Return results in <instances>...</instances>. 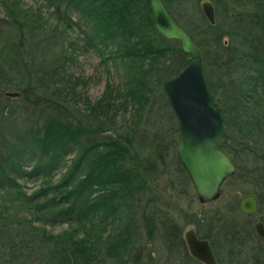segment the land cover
<instances>
[{
    "label": "trees",
    "instance_id": "obj_1",
    "mask_svg": "<svg viewBox=\"0 0 264 264\" xmlns=\"http://www.w3.org/2000/svg\"><path fill=\"white\" fill-rule=\"evenodd\" d=\"M162 1L172 11L174 0ZM47 3L56 11L69 7L78 11L79 19L88 27V36L104 62L116 58L131 61L125 68L124 91L114 94L111 87L107 90L114 96L120 94L125 103L134 101L140 110L149 99L147 92L151 86L177 74L191 59L179 45L174 48L157 43L155 34L163 41L170 40L155 28L145 0H47ZM243 7L238 12L225 8L221 21L207 23L204 29L184 23L183 26L200 46L209 87L218 104L224 106L225 133L221 149L235 164V173L227 179L246 183L247 188L242 192L257 197L259 210L263 197L255 188L254 178L264 177V147L253 140L252 133L257 129L264 136V0H244ZM8 15L18 24L13 8H9ZM174 41L179 44L178 40ZM8 54L0 52V85L22 87L21 95L25 96L23 100L12 99L17 104L11 109L32 106L42 114L39 117L26 114L28 117L19 120L7 109L8 105L4 107L9 111L4 116L5 121L16 131L13 146L8 148L6 142L0 146L3 149L0 150V208L9 210L25 206L32 209L28 214L33 219L51 225L68 223L73 228L68 231L70 234L84 230L79 240L72 241L69 237V242L63 243L57 239L52 252L56 264L91 263L97 258L93 245L97 240L103 244L106 256L123 259L131 253L138 236L134 225L140 202L144 203L139 214L145 225L150 231V225L161 228L167 248L179 247L177 242L185 246L177 223L171 219L165 226V216L155 211L157 206L154 205L161 194L152 190L146 194L144 189L152 180L154 164L142 166L143 153L130 141L139 125L134 123L130 132L100 135L101 125L86 124L81 119L75 121L78 114L62 101L50 98L43 90L33 91V86L24 84L25 80L17 78L9 82L10 72L15 67L19 73L26 59L21 50ZM170 57L175 59L169 62ZM44 77L47 81L53 80L49 74L37 79L40 81ZM33 92L36 96L31 97L29 94ZM60 94L61 90L58 98ZM106 103L109 101L102 98L91 108ZM153 143L155 147L147 155L156 160L155 151L160 142ZM70 154L72 156L68 157ZM26 161L30 163L28 167L22 165ZM249 164L257 168L248 170ZM22 178L41 180L42 185L33 193H26L19 187ZM11 193L20 199L16 206H11ZM142 193L146 195L142 197ZM149 206L152 210H148ZM111 224H116L114 232L105 238L103 232ZM236 234L239 231L232 233L230 242L240 245L242 240L238 242ZM254 255H264V248L257 247ZM189 258L196 260L191 255Z\"/></svg>",
    "mask_w": 264,
    "mask_h": 264
},
{
    "label": "rangeland",
    "instance_id": "obj_2",
    "mask_svg": "<svg viewBox=\"0 0 264 264\" xmlns=\"http://www.w3.org/2000/svg\"><path fill=\"white\" fill-rule=\"evenodd\" d=\"M203 1L213 4L215 22L221 21L225 8L230 12L242 11L244 8V0H174L172 11L167 10L174 19L178 18L179 21L175 20L179 24H189L200 30L209 23L201 9ZM9 8H13L15 15L17 14L18 24L9 17ZM54 9L55 7L48 4L47 0H0V52L8 54L12 50V53L8 54L12 55L13 52L21 50L26 59V63L20 65L19 73L16 72L15 67L10 72L12 79L9 82H15L17 78L20 81L25 80L24 84L29 83L33 86V91L39 93L43 90L50 98L62 101L70 110L78 114L75 121L81 119L86 124L101 125L103 129L99 134L102 136L130 132L134 123L138 124L139 128L130 141L143 153L142 166L154 164L152 180L144 189L146 194L151 192L148 190L161 194V199L154 205V207L157 206L155 211L161 212V215L166 217H163L165 226L171 219L177 223L185 243L184 246L181 242H177L175 244L179 247L167 248L162 239L161 228L150 225L152 227L150 231L145 225L142 214H139V211L143 210L140 208L144 203L140 202L137 208V223L134 225L138 236L131 253L126 254L123 259L106 256L103 244L97 240L93 244L97 258H94L92 262L97 264H202L189 258L184 233L191 228L199 237L209 239L217 264H264V255H254L257 247L264 248V238H260L254 230V223L264 220V177L254 178L255 188L263 197L261 209L254 214L240 210L239 201L248 194L242 192L247 188V184L241 180H225L218 199L200 203L176 154L179 131L176 117L163 92L165 79L162 83L156 82L151 86L147 92L148 96L150 95L149 99L142 110L135 105L134 101L127 100L125 103L120 94L119 96L110 94L112 90L114 94L124 91L125 68L131 64V61L116 58L104 62L88 36V27L79 19L78 11L74 7L60 11ZM155 39L160 45H172L174 48L179 45L174 41L175 39L163 41L158 34H155ZM113 48L114 46L111 49ZM174 59L170 57L168 61L171 62ZM47 74L53 80L47 81L44 77L38 81L37 78ZM109 87L112 88L111 91L107 90ZM59 90L61 94L58 98ZM6 92H19V96H7ZM35 92H33L35 95L31 93L29 95L34 97ZM21 93L22 87L5 88L0 85V127L2 129L0 146L6 142L9 148L13 146L15 140L16 129L11 125L8 127L9 122H6L4 118L9 111L19 120L28 117L26 114L33 117H39L42 114L32 106L26 109L18 106V111L11 109L17 104L12 99L23 100L25 97ZM225 94L230 95L228 92ZM41 98L44 99L42 96ZM102 98L108 100L110 105L106 103L92 110L91 106ZM21 100H18V103ZM5 105H8L9 111L4 108ZM220 106L224 108L222 104ZM2 111H4L3 114ZM252 136L258 145L264 147V136L259 130L255 129ZM101 140L106 141V138ZM153 141L160 142L159 149L156 147L155 151L156 160L152 155H147V152L155 147ZM0 150L3 149L0 148ZM71 156L72 154L68 157ZM129 163L130 160L127 161V164ZM29 164L26 161L22 165L28 167ZM259 164L260 159L257 165ZM255 168L257 166L250 164L248 166V170ZM19 183L21 190L26 193H33L42 185L41 180L23 178L19 180ZM16 195L13 193L9 195L13 201L11 206H16L20 201ZM139 195L141 197V194ZM145 195L142 193V197ZM151 207L149 206L148 210H152ZM14 208L9 210L0 208V264H56L52 252L57 239L67 243L69 237H72V241L83 238L84 230L73 232V234L68 233L73 230L68 223L46 224L41 219H33L32 215L28 214L30 210L32 212V209L25 206ZM155 224L159 225V223ZM115 227L116 224L108 226L103 236L107 238L114 232ZM236 231H239V234L235 235L238 242L242 240L240 245L239 243L233 245L230 242L232 233L235 234Z\"/></svg>",
    "mask_w": 264,
    "mask_h": 264
},
{
    "label": "water",
    "instance_id": "obj_3",
    "mask_svg": "<svg viewBox=\"0 0 264 264\" xmlns=\"http://www.w3.org/2000/svg\"><path fill=\"white\" fill-rule=\"evenodd\" d=\"M157 31L166 39L179 41L180 50L191 56L186 65L163 82V92L177 121L179 142L176 153L200 203L220 197L223 182L235 173L231 157L221 149L225 133L224 109L208 84L204 56L193 35L179 24L162 0H145ZM201 9L210 24L215 23L214 6L203 1ZM18 97L19 92H6ZM240 210L254 214L258 199L252 194L239 201ZM254 230L264 238V223L256 221ZM189 253L204 264H217L209 239L197 236L194 229L184 233Z\"/></svg>",
    "mask_w": 264,
    "mask_h": 264
},
{
    "label": "flooded vegetation",
    "instance_id": "obj_4",
    "mask_svg": "<svg viewBox=\"0 0 264 264\" xmlns=\"http://www.w3.org/2000/svg\"><path fill=\"white\" fill-rule=\"evenodd\" d=\"M177 154V153H176ZM197 234V233H196ZM198 236V235H197ZM199 237V236H198ZM200 238H202V237H200ZM211 244V243H210ZM211 247H212V245H211ZM188 249V248H187ZM189 252V251H188ZM212 252H213V248H212ZM190 254V253H189ZM213 254H214V252H213ZM191 255V254H190ZM192 256V255H191ZM214 256H215V254H214ZM193 257V256H192ZM194 258V257H193ZM216 258V257H215ZM194 259H196V258H194ZM197 261H199L198 259H196ZM200 263H202L201 261H199ZM216 262H217V259H216ZM202 264H204V263H202Z\"/></svg>",
    "mask_w": 264,
    "mask_h": 264
},
{
    "label": "bare ground",
    "instance_id": "obj_5",
    "mask_svg": "<svg viewBox=\"0 0 264 264\" xmlns=\"http://www.w3.org/2000/svg\"><path fill=\"white\" fill-rule=\"evenodd\" d=\"M110 105V104H109ZM109 105H107V106H109Z\"/></svg>",
    "mask_w": 264,
    "mask_h": 264
}]
</instances>
